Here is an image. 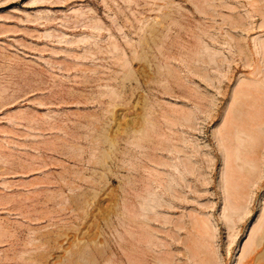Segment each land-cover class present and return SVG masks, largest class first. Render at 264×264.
<instances>
[{
    "label": "rangeland",
    "instance_id": "rangeland-1",
    "mask_svg": "<svg viewBox=\"0 0 264 264\" xmlns=\"http://www.w3.org/2000/svg\"><path fill=\"white\" fill-rule=\"evenodd\" d=\"M263 227L264 0H0V264H264Z\"/></svg>",
    "mask_w": 264,
    "mask_h": 264
},
{
    "label": "bare ground",
    "instance_id": "bare-ground-1",
    "mask_svg": "<svg viewBox=\"0 0 264 264\" xmlns=\"http://www.w3.org/2000/svg\"><path fill=\"white\" fill-rule=\"evenodd\" d=\"M235 109H236V107H235ZM235 109H233V111H235V113H236V115L237 116H239V115H241V111H240V109H238V107H237V109L235 110ZM236 129V128H235ZM238 134H240V132L238 133ZM248 135V134H247ZM247 135H246V137H247ZM235 137V136H234ZM240 137V136H239ZM241 138V137H240ZM245 139V138H244ZM252 140L251 141H253V143H255L256 145H257V141H258V137H256V136H253L252 138H251ZM243 140V139H242ZM245 141V140H244ZM249 141V140H248ZM250 142V141H249ZM239 143H242V141L240 140V142ZM245 144V143H244ZM250 144V143H249ZM239 150V149H238ZM262 227V226H261ZM262 229V228H261ZM262 233V234H261ZM261 235L258 237V240L256 241V246L257 247H259V246H261V245H263L264 246V243H263V240H264V227H263V229L261 230ZM253 251V250H252ZM257 258V257H256ZM206 264H212V262H208V263H206Z\"/></svg>",
    "mask_w": 264,
    "mask_h": 264
}]
</instances>
